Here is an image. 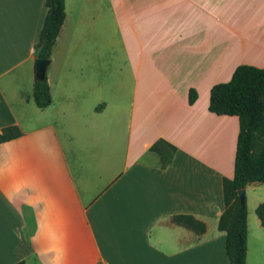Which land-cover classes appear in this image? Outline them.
Segmentation results:
<instances>
[{
    "label": "crops",
    "instance_id": "0c3cea01",
    "mask_svg": "<svg viewBox=\"0 0 264 264\" xmlns=\"http://www.w3.org/2000/svg\"><path fill=\"white\" fill-rule=\"evenodd\" d=\"M45 1L0 0V132L20 131L0 143V264H228L239 121L209 95L264 67V0H64L39 107ZM244 188L246 264H264V182Z\"/></svg>",
    "mask_w": 264,
    "mask_h": 264
},
{
    "label": "trees",
    "instance_id": "16d2710c",
    "mask_svg": "<svg viewBox=\"0 0 264 264\" xmlns=\"http://www.w3.org/2000/svg\"><path fill=\"white\" fill-rule=\"evenodd\" d=\"M47 11L36 44L37 57L49 58L55 39L65 17L64 0H46ZM264 67L251 64H238L228 81L211 86L208 108L216 114L237 115L239 131L236 140L234 171L232 178H223L224 209L219 216L218 227L225 230V250L228 264H246V201L241 200L237 190L250 182H264ZM196 97L193 89L189 90L188 101ZM33 98L39 107L50 100L49 85L46 75L36 77L33 83ZM17 126L3 127L0 143L17 136ZM174 149V146H171ZM151 149L158 150L153 144ZM163 164L169 161L166 156ZM264 226V201L255 209ZM174 220L184 223L197 231H203L204 224L191 215H175ZM13 264H24L23 260Z\"/></svg>",
    "mask_w": 264,
    "mask_h": 264
},
{
    "label": "water",
    "instance_id": "95a60500",
    "mask_svg": "<svg viewBox=\"0 0 264 264\" xmlns=\"http://www.w3.org/2000/svg\"><path fill=\"white\" fill-rule=\"evenodd\" d=\"M49 63V58L35 57L34 58V74L36 77H44L46 74V68ZM264 93V86H263ZM238 196L241 200L245 199V188H239L237 190Z\"/></svg>",
    "mask_w": 264,
    "mask_h": 264
},
{
    "label": "rangeland",
    "instance_id": "374dc122",
    "mask_svg": "<svg viewBox=\"0 0 264 264\" xmlns=\"http://www.w3.org/2000/svg\"><path fill=\"white\" fill-rule=\"evenodd\" d=\"M167 150V152H168V149H166ZM197 233H199V232H197Z\"/></svg>",
    "mask_w": 264,
    "mask_h": 264
}]
</instances>
